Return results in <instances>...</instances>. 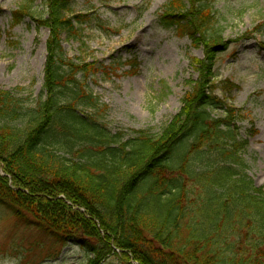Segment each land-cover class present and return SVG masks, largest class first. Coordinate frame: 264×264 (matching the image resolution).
Instances as JSON below:
<instances>
[{
  "label": "trees",
  "instance_id": "16d2710c",
  "mask_svg": "<svg viewBox=\"0 0 264 264\" xmlns=\"http://www.w3.org/2000/svg\"><path fill=\"white\" fill-rule=\"evenodd\" d=\"M49 2L42 94L0 89V206L50 241L51 262L78 248L82 264L113 254L124 264H264V191L246 173L235 110L216 95L227 47L207 0H172L159 19L203 44L205 58L193 61L199 80L158 136L111 130L109 108L78 78L89 65L69 60L62 38L86 47L84 26L112 29L73 14L70 0ZM25 11L20 4L12 29Z\"/></svg>",
  "mask_w": 264,
  "mask_h": 264
},
{
  "label": "rangeland",
  "instance_id": "374dc122",
  "mask_svg": "<svg viewBox=\"0 0 264 264\" xmlns=\"http://www.w3.org/2000/svg\"><path fill=\"white\" fill-rule=\"evenodd\" d=\"M50 0H0V89L39 98L43 92L51 28ZM172 0H70L73 14L99 17L110 26L105 35L84 26L86 47L63 36L67 58L89 72L78 78L109 108L113 131H148L161 135L184 107L199 72L193 61L205 58V46L159 22ZM219 22L226 51L216 60V95L235 111L233 120L248 148L242 158L256 188L264 191V0H207ZM24 5L25 18L12 29ZM32 9H28L27 6ZM238 90L224 96L226 82ZM222 116V113H219ZM50 241L20 226L0 206V264H82L78 248L64 251L58 262L46 258ZM103 264H124L111 255Z\"/></svg>",
  "mask_w": 264,
  "mask_h": 264
}]
</instances>
